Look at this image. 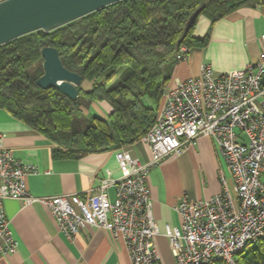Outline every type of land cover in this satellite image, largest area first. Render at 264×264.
I'll return each mask as SVG.
<instances>
[{
  "label": "built area",
  "instance_id": "built-area-1",
  "mask_svg": "<svg viewBox=\"0 0 264 264\" xmlns=\"http://www.w3.org/2000/svg\"><path fill=\"white\" fill-rule=\"evenodd\" d=\"M184 51L181 46L178 61ZM199 136H209L218 145L229 181L221 175L220 191L208 198L183 197L175 206L180 225H165L163 234L175 264H211L219 259L235 264L237 252L264 237V53L229 72L218 73L203 64L199 75L169 85L153 124L139 139L148 148L147 161L124 147L114 150L120 175L102 178L83 196L31 195L25 177L36 167L0 145V259L18 244L3 209V201L11 198L44 205L68 239L85 227L102 228L113 240L123 241L131 264H161L146 176L151 167Z\"/></svg>",
  "mask_w": 264,
  "mask_h": 264
},
{
  "label": "trees",
  "instance_id": "trees-1",
  "mask_svg": "<svg viewBox=\"0 0 264 264\" xmlns=\"http://www.w3.org/2000/svg\"><path fill=\"white\" fill-rule=\"evenodd\" d=\"M259 1L119 0L51 31L17 37L0 45V108L50 139L55 144L53 158L125 147L153 124L179 48L207 40L208 34L200 40L192 36L197 17L177 46L192 13L203 5L199 15L213 23ZM44 46L55 47L68 70L91 80V89L78 86L72 99L56 87H38ZM91 100L105 101L111 110L105 118L84 117L78 132L73 113ZM246 248L236 253L235 264H264V237Z\"/></svg>",
  "mask_w": 264,
  "mask_h": 264
},
{
  "label": "crops",
  "instance_id": "crops-1",
  "mask_svg": "<svg viewBox=\"0 0 264 264\" xmlns=\"http://www.w3.org/2000/svg\"><path fill=\"white\" fill-rule=\"evenodd\" d=\"M206 34L204 44L185 47L183 58L175 64L165 89L174 82L199 75L203 64L220 73L257 61L264 53V0L233 10L213 23L199 15L192 36L200 40ZM95 102L92 106L105 118L110 105L105 101ZM0 136V145L15 158L36 167L35 172L25 177L26 188L33 196L65 193L83 196L95 189L102 178L120 175L114 150L91 152L78 158H53L51 150L55 144L4 108H0ZM124 148L142 162L149 157L147 146L140 140ZM221 175L229 181L226 159L209 136H199L150 168L146 184L159 230L155 242L161 264L175 263L168 238L163 234L165 225L181 223L175 206L183 197L198 200L219 192ZM108 193L113 199V186ZM3 209L18 244L13 252L0 259V264H131L123 241L113 240L102 228L85 227L74 239H68L40 203L8 198L3 201Z\"/></svg>",
  "mask_w": 264,
  "mask_h": 264
},
{
  "label": "water",
  "instance_id": "water-1",
  "mask_svg": "<svg viewBox=\"0 0 264 264\" xmlns=\"http://www.w3.org/2000/svg\"><path fill=\"white\" fill-rule=\"evenodd\" d=\"M116 1L119 0H0V45L36 30L51 31ZM202 8L203 5L189 17L177 46ZM41 56L43 73L35 80L36 85L42 89L56 87L74 99L82 75L68 70L53 46L42 47Z\"/></svg>",
  "mask_w": 264,
  "mask_h": 264
},
{
  "label": "rangeland",
  "instance_id": "rangeland-1",
  "mask_svg": "<svg viewBox=\"0 0 264 264\" xmlns=\"http://www.w3.org/2000/svg\"><path fill=\"white\" fill-rule=\"evenodd\" d=\"M80 87L82 88H90L92 87V82L89 79L83 78L79 84ZM80 100L81 101H86L84 96H80ZM87 102V101H86ZM95 101L91 100L90 103H86L80 106L81 108V112H74L73 113V127L75 130H77L78 132H81L84 128L85 122L83 121L84 117L85 118H89L91 115L95 114V115H100L101 113H99L97 110L94 109V107L92 105H95ZM100 116H104V115H100ZM262 180H264V175L262 176ZM248 249V247L246 248V250ZM175 264V263H174Z\"/></svg>",
  "mask_w": 264,
  "mask_h": 264
}]
</instances>
